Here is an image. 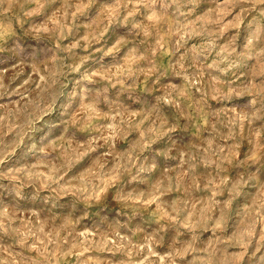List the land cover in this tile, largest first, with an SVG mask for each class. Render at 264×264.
Instances as JSON below:
<instances>
[{"label": "rangeland", "instance_id": "rangeland-1", "mask_svg": "<svg viewBox=\"0 0 264 264\" xmlns=\"http://www.w3.org/2000/svg\"><path fill=\"white\" fill-rule=\"evenodd\" d=\"M0 264H264V0H0Z\"/></svg>", "mask_w": 264, "mask_h": 264}, {"label": "bare ground", "instance_id": "bare-ground-1", "mask_svg": "<svg viewBox=\"0 0 264 264\" xmlns=\"http://www.w3.org/2000/svg\"><path fill=\"white\" fill-rule=\"evenodd\" d=\"M245 210H246V207H244V208L242 209V212H245Z\"/></svg>", "mask_w": 264, "mask_h": 264}]
</instances>
